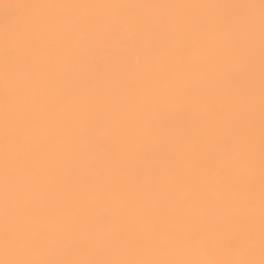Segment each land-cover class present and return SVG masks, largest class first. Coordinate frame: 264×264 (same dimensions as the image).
<instances>
[{
    "label": "snow or ice",
    "instance_id": "6c2138e0",
    "mask_svg": "<svg viewBox=\"0 0 264 264\" xmlns=\"http://www.w3.org/2000/svg\"><path fill=\"white\" fill-rule=\"evenodd\" d=\"M23 7L0 49V264H264V0ZM100 155L107 182L83 183ZM99 196L111 207L89 212ZM80 232L100 257L57 258Z\"/></svg>",
    "mask_w": 264,
    "mask_h": 264
},
{
    "label": "bare ground",
    "instance_id": "6f19581e",
    "mask_svg": "<svg viewBox=\"0 0 264 264\" xmlns=\"http://www.w3.org/2000/svg\"><path fill=\"white\" fill-rule=\"evenodd\" d=\"M34 3H259V0H0V49L3 48L5 37L13 38L17 32V26L26 16L32 14V10L23 7L24 5L34 4ZM8 7H5V6ZM160 13H157L159 15ZM209 42V46H214L216 40L213 37H201ZM57 59V52L54 47H49V56L45 58L47 61H55ZM3 68L2 63H0V89L4 86L3 79ZM204 74H195L190 77V82H195L199 80ZM207 75L211 76V73ZM155 79L153 83H155ZM102 84L104 94L106 97L127 94L131 97L134 102L139 103L140 100V89L129 90L123 85H116L113 83ZM189 102L196 108H207L213 109L223 102V97L211 98L203 93H193L188 98ZM2 102V101H0ZM99 161L101 171L97 173L94 177L84 176L82 178L83 183H91L94 185H103L107 182V175L104 171L107 169L112 161L105 155H100L96 157ZM37 163L41 166L43 170H47V162L41 158H36ZM67 177L63 180L52 175H47L45 177V182L53 185L54 193L56 196H62L66 191ZM111 207V202L103 196L94 197L89 205V212L97 209H106ZM118 224H126L124 218H118ZM5 226L4 216L2 207H0V231L3 230ZM96 240L95 234L88 232H80L72 234L65 238L66 247L64 250L58 252L57 258L65 260H82L89 258H99L100 252L91 248L90 244V255L85 256L81 253L79 244L93 242ZM211 258L223 261L227 259L235 258L233 254L227 250L217 251L211 254ZM259 259V252L257 250L256 257Z\"/></svg>",
    "mask_w": 264,
    "mask_h": 264
}]
</instances>
